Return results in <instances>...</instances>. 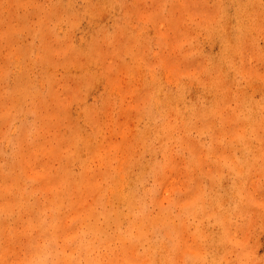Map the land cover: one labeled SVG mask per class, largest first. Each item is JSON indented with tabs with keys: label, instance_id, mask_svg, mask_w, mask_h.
<instances>
[{
	"label": "rangeland",
	"instance_id": "obj_1",
	"mask_svg": "<svg viewBox=\"0 0 264 264\" xmlns=\"http://www.w3.org/2000/svg\"><path fill=\"white\" fill-rule=\"evenodd\" d=\"M0 264H264V0H0Z\"/></svg>",
	"mask_w": 264,
	"mask_h": 264
}]
</instances>
